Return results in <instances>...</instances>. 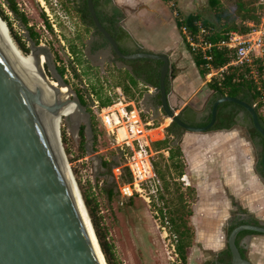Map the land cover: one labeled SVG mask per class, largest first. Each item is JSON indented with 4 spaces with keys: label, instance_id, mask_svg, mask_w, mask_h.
I'll use <instances>...</instances> for the list:
<instances>
[{
    "label": "rangeland",
    "instance_id": "obj_1",
    "mask_svg": "<svg viewBox=\"0 0 264 264\" xmlns=\"http://www.w3.org/2000/svg\"><path fill=\"white\" fill-rule=\"evenodd\" d=\"M178 1L183 6L189 2V0ZM218 1L220 5L217 7L212 6L210 0H196L192 6L196 8V13L214 22L220 30L227 26H245L252 23L248 20L247 12L262 16L261 0ZM16 2L19 10L27 17L28 27L11 12L6 0H0V11L7 16L12 26V30L9 27L8 29L16 45L19 47L16 41L19 39L20 44H24L29 49V54L24 53L26 56L38 49L47 57L43 68L50 78L51 90L55 96L54 101L61 103L58 108L59 128L61 139L63 132L66 135V146L69 149V154L66 151L65 153L79 189L78 183L90 196L96 208L100 231L109 246L112 263L183 264L176 251V245L180 239L176 232L178 226L182 230L191 232L188 239L190 246L187 248L188 264H207L214 260L216 254L205 247L199 238L197 240L194 226L190 221L193 204L197 197L195 189L184 179L185 166L183 176L179 177L177 172L171 168V163L166 158L167 155L157 150L154 145L156 154L153 161L164 173L165 179H162L163 188L153 198L151 204L139 196L126 199L119 194L110 199L103 190L104 184L111 183L112 178L100 175L102 161L116 160L124 164V158L114 139L102 127L96 112L92 108L87 111L83 107L86 113H81L77 104L72 100L78 101L77 93H82L90 107L92 105L90 92L98 98L91 89L93 85L98 90L102 88L103 97L108 96L117 101L119 97L117 88L122 87L123 89L130 85L127 76L130 68L121 62L110 66L106 60L107 57L112 58L109 48L96 53L92 52L91 43L94 39V31L83 25L75 11V2L65 0H48L47 2L45 0H16ZM42 13L48 17L53 32L46 27L41 17ZM28 28L34 30L36 41L31 39ZM72 46L81 50L77 57L71 52ZM77 58L82 59L80 64L76 63ZM61 67L66 68L63 79L57 71V68ZM77 74L80 77H77ZM58 80L67 86L68 90L63 88L57 91L56 81ZM144 91L145 89L141 87L138 91L130 89L127 94L123 89L127 102L133 101L138 108H141L138 102ZM69 115L72 117L67 119ZM143 117L145 120L152 118L149 112ZM155 117L158 116L155 115ZM93 124L96 126L95 133L92 129ZM155 124L166 129L172 123L161 112ZM82 126L86 127L84 136L80 134ZM161 130L153 133L152 139L161 140L159 139ZM243 132L246 133V130L244 129ZM62 145L65 150L63 141ZM181 160L185 165V159L181 158ZM114 176L118 181V187L124 184L123 178L119 177L120 173L118 174L115 169ZM182 179L189 185L187 186ZM207 200L209 202V198ZM227 202V197L220 193L211 198L210 207L214 208L215 218L218 212L227 208ZM218 223L216 220L200 219L202 228L199 230V237L202 241L210 240L217 234Z\"/></svg>",
    "mask_w": 264,
    "mask_h": 264
},
{
    "label": "water",
    "instance_id": "obj_2",
    "mask_svg": "<svg viewBox=\"0 0 264 264\" xmlns=\"http://www.w3.org/2000/svg\"><path fill=\"white\" fill-rule=\"evenodd\" d=\"M87 4L95 26L119 59L163 62L160 87L156 91L161 94V108L172 123L186 132H209L217 120L219 106L232 102L249 112L254 127L264 137V127L255 107L233 97H224L214 104L208 125L195 127L184 123L179 118L180 113L171 107L166 90V80L171 75L169 56L151 52L122 53L97 16L93 0H87ZM0 20L6 27V22L1 17ZM4 55L0 50V264H101L82 208L96 238L97 235L61 136L60 151H57L46 129L45 116L58 115L59 106L47 104L39 86L25 82ZM30 55L38 59L44 54L36 49ZM41 72L50 82L43 66ZM57 83L60 87L65 86L59 80ZM72 102L79 105L81 113H86L79 101ZM262 165L264 178V153ZM247 231L264 235V224H242L230 233L227 245L232 264H253L242 257L236 244L238 234ZM97 242L106 258L98 238Z\"/></svg>",
    "mask_w": 264,
    "mask_h": 264
},
{
    "label": "crops",
    "instance_id": "obj_3",
    "mask_svg": "<svg viewBox=\"0 0 264 264\" xmlns=\"http://www.w3.org/2000/svg\"><path fill=\"white\" fill-rule=\"evenodd\" d=\"M112 1L113 5L126 14L123 25L138 46L147 52L169 56L171 75L176 71L172 76V91L169 94L171 107L178 113L191 108L202 117L206 103L213 93L208 86L213 77L209 74L201 75L186 44L185 36L179 29L176 20L177 11L173 10L176 4L184 15L195 14L196 8H193L192 4L194 5L196 0H189L186 6L180 4L178 0ZM109 51L111 52L110 49ZM111 55L115 59L112 52ZM106 60L110 66L118 62L116 60L112 63L108 57ZM130 71L131 68L127 76ZM138 85V88L129 86L137 91L141 87L145 89L138 103L145 110V114L151 113L152 119L157 122L163 110L156 104L155 96L158 93L156 88L147 87L141 82ZM117 89L123 91L122 87ZM140 94L139 91V96ZM132 103L135 105L133 101ZM262 114L264 115V109ZM155 115L158 117L156 118ZM249 121L247 115L241 114L238 124L228 131L206 133L185 131L179 143L182 158L185 159V179L195 189L197 197L190 221L194 226L197 240L199 238V241L216 255L227 247V227L231 215L236 210L234 203L264 223V178L257 171L258 150L251 141L247 129ZM160 129L162 136H159V139L163 140L167 128L164 129L162 126H156L152 130L151 138L153 133L159 132ZM244 129L246 133L243 132ZM152 140V146L154 142L161 141ZM218 193L227 197L228 204L227 208L218 212L215 218L214 208L210 207V202ZM200 219L219 222V231L214 237L212 236L213 238L210 237L212 239L202 241L199 237V230L202 228ZM242 246L247 250L248 259L253 264H264V235H247L243 239Z\"/></svg>",
    "mask_w": 264,
    "mask_h": 264
},
{
    "label": "trees",
    "instance_id": "obj_4",
    "mask_svg": "<svg viewBox=\"0 0 264 264\" xmlns=\"http://www.w3.org/2000/svg\"><path fill=\"white\" fill-rule=\"evenodd\" d=\"M46 2L48 0H45ZM67 2H75V11L79 15L83 25L87 29H91L94 31V39L91 43L92 52H98L102 49L109 48V44L105 37L98 31L95 26L90 13L88 11L87 0H65ZM167 2L173 0H165ZM7 5L11 12L19 18L22 23L28 27V20L25 14H23L19 10L18 3L16 0H6ZM95 5V10L97 16L99 17L101 23L105 27V29L115 38L120 50L124 54H135L138 52H147L142 49L135 42L133 37L129 34V32L125 29L123 22L126 18V14L117 6L113 5L112 0H93ZM210 4L214 7L220 5L218 0H210ZM173 10L176 12V20L181 30L183 26H186L190 33L196 35L198 33L197 22H201L205 27L213 29L212 36L208 38L213 42H217L220 39L225 37V34L228 32H240V33H248L251 31V27L248 25L245 26H227L224 29H218V26L213 22H210L204 19L201 14L195 13L190 15H184L181 11L178 10L176 4L173 6ZM248 16V20L253 24L257 25L259 23V16L252 14L251 12L246 13ZM0 17L6 22L7 26L10 30H12V26L2 11H0ZM42 19L44 20L46 27L49 28L50 31L53 32V27L49 22L48 17L45 13L41 14ZM30 37L32 40L36 41V34L32 28H28ZM186 40V37H185ZM19 44L20 50L29 54V49L24 46V44H20V40H16ZM188 48L191 51V54L194 57L195 63L199 68V71L202 76H206L210 72V68H214L215 70H220L221 68L227 66L234 60V54L232 51L227 50L226 48H218L215 47L211 50L212 61L210 62V67L207 66V61L205 60L204 55L201 52H194L191 50V47L186 41ZM71 52L76 57L81 52L76 46L71 47ZM113 56L118 62L123 63L125 66L131 68V71L128 74V79L130 81V85L133 88H138V84L141 82L143 85L147 87L159 88L160 87V74L163 67V62L158 60H149V59H139L134 61H126L119 59L113 50H111ZM80 58H77L76 63H81ZM262 63V62H258ZM263 65L261 64L260 67ZM59 76L63 79L66 73V68L61 67L57 68ZM251 69L248 66L243 67H235L229 66L222 76H215L209 82L208 86L213 92L208 102L206 103L205 109L202 113V117H199V113L191 108H186L179 114V118L186 124L195 127L206 126L210 123L212 116V109L214 104L224 98V97H233L239 99L250 106L255 107L261 124L264 127V115L262 114V109H264V100H261L260 86L256 83L252 78L249 77ZM176 74V71L173 75L167 77L166 80V90L169 95L172 91V76ZM77 77H80L77 74ZM67 85V84H66ZM264 86V84H263ZM91 89L97 94L101 105L103 107H107L113 104V100L110 97H103L104 93L102 88L98 90L95 86L91 85ZM124 91L128 94L130 92V86L123 87ZM77 98L82 107H85L87 111H90V107L88 102L84 98V94L77 93ZM157 100V106L161 107V94L157 93L155 96ZM164 112V111H163ZM241 114H245L249 117L248 124V132L251 138V141L257 147L258 150V164L257 171L263 176V165H262V157L264 153V137L256 130L253 125L251 116L249 112L240 105H237L232 102H224L219 106L217 113V120L211 129V131H228L233 129L238 124V119ZM94 121V120H93ZM171 121V120H170ZM85 126L81 127L80 134L84 136ZM93 132H96V126L92 125ZM185 130L180 128L175 123H172L166 129V137L161 140L154 142L153 145L157 150L167 152V160L171 163V168H173L179 177H182L184 174V164L181 160L183 154L178 144L181 141L183 133ZM160 136L161 132H160ZM96 139V136H95ZM63 143L65 144V151L69 154V149L66 146V135L63 132ZM165 155V154H163ZM123 156V155H122ZM124 158V156H123ZM125 162V160H124ZM124 164L121 161H107L103 160L101 164L100 175L105 177H111L112 182L104 184L103 190L106 192L107 196L111 199L120 194L118 181L114 176V169L121 167L120 170V178H123V183H131L132 182V174L127 167H122ZM155 170L160 177V179H165L164 173L159 169L157 164H154ZM80 190L82 193V197L88 209L89 215L91 217L95 232L97 234L98 240L100 242L101 248L104 252L108 264H113L110 259L109 254V246L105 242L104 237L100 231L99 221L97 218L96 208L92 203L90 196L86 193L80 183ZM117 189V191H115ZM131 199V198H130ZM236 210L231 215V218L228 222L227 227V237H229L230 233L239 225L242 224H251V225H262L263 222L257 220L252 215L248 214L244 209H242L237 203H234ZM182 225V222H181ZM184 225V224H183ZM176 232L179 234L180 239L176 245V251L178 256L180 257L183 264H188V250L187 248L190 246L188 239L190 238L191 232L188 230H182L180 226L177 227ZM247 235H262L255 232H241L238 234L236 238V244L239 247L241 255L244 259H248L247 250L242 246L243 239ZM233 258L231 251L227 245V247L219 252L214 260L211 262H207V264H232Z\"/></svg>",
    "mask_w": 264,
    "mask_h": 264
},
{
    "label": "built area",
    "instance_id": "obj_5",
    "mask_svg": "<svg viewBox=\"0 0 264 264\" xmlns=\"http://www.w3.org/2000/svg\"><path fill=\"white\" fill-rule=\"evenodd\" d=\"M263 8L262 16L257 25L247 24L252 29L248 33L228 32L225 37L217 42L208 40L212 36L213 29L205 27L197 22L198 33L193 35L186 26L181 31L186 41L194 52H201L207 66L212 61L211 50L215 47L226 48L234 54V60L220 70L210 68L209 76H222L229 66H248L251 71L249 77L259 84L261 100H264V0H261ZM262 62V63H258ZM261 64L263 65L262 67ZM119 97L112 105L103 107L100 100L90 92L92 108L98 119L111 136L117 148L124 156L123 167L129 168L132 174V182L124 183L119 187L120 195L126 199L139 196L148 204L163 188L162 180L158 176L153 157L156 154L152 146L151 132L156 127L154 119H144L145 110L138 108L132 102H127L126 96L118 89ZM172 123V122H171ZM167 154V153H166ZM119 174L121 168L115 169ZM118 177V176H117ZM185 179V178H184ZM184 179L182 181L186 182ZM188 186V182H186Z\"/></svg>",
    "mask_w": 264,
    "mask_h": 264
},
{
    "label": "bare ground",
    "instance_id": "obj_6",
    "mask_svg": "<svg viewBox=\"0 0 264 264\" xmlns=\"http://www.w3.org/2000/svg\"><path fill=\"white\" fill-rule=\"evenodd\" d=\"M6 27H5V24H3L0 20V50L2 54L3 55L5 54L4 56L6 57V59L10 61L13 68L17 70V72H19L20 76L24 79L25 82H28V83L32 82L39 86L47 104L49 105L56 104L60 107L61 103L59 104L54 101L55 96L53 94V91L51 90V87H52L51 81L50 80H49L50 82L46 81V79L43 77L42 72H41L42 66H44V64L47 61L46 57L43 55L37 59L31 55L26 56L20 50V48L16 45V43L14 42V40L12 39L9 33V29H7ZM57 85H58L57 86L58 89L60 90L63 88L68 90V88L65 86L60 87L58 83ZM77 106L79 107L78 104ZM70 117H72V115H69L66 118H70ZM45 119L47 121L46 122L47 132H49V135L53 140L52 144L57 151H60L59 137L61 136V133H60V128H59V117L58 115L56 116L46 115ZM168 119L171 120L170 118ZM82 213H83V218L85 220V224H86L89 236L93 243V247L97 253V256L101 264H108L106 261V258H104L99 248V245L97 242L98 237L96 238L95 236V233L91 227V224L89 222V219L87 217V214L84 208H82Z\"/></svg>",
    "mask_w": 264,
    "mask_h": 264
},
{
    "label": "flooded vegetation",
    "instance_id": "obj_7",
    "mask_svg": "<svg viewBox=\"0 0 264 264\" xmlns=\"http://www.w3.org/2000/svg\"><path fill=\"white\" fill-rule=\"evenodd\" d=\"M102 50H104V49H102ZM102 50H100V51H102Z\"/></svg>",
    "mask_w": 264,
    "mask_h": 264
}]
</instances>
